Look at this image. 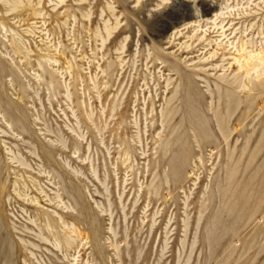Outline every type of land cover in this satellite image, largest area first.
I'll list each match as a JSON object with an SVG mask.
<instances>
[{"label":"rangeland","instance_id":"obj_1","mask_svg":"<svg viewBox=\"0 0 264 264\" xmlns=\"http://www.w3.org/2000/svg\"><path fill=\"white\" fill-rule=\"evenodd\" d=\"M198 1L0 0V264H264V0Z\"/></svg>","mask_w":264,"mask_h":264},{"label":"bare ground","instance_id":"obj_2","mask_svg":"<svg viewBox=\"0 0 264 264\" xmlns=\"http://www.w3.org/2000/svg\"><path fill=\"white\" fill-rule=\"evenodd\" d=\"M31 2V1H30ZM59 2H60V4H62L63 3V0H59ZM199 2V4L201 5V6H203L205 9H208V11L210 12V11H212V10H214V8H215V6H213L212 4H206L205 5V3H204V1L203 0H199L198 1ZM208 2V1H207ZM214 2V1H213ZM199 5V6H200ZM145 6V5H144ZM147 7V6H146ZM216 9V8H215ZM14 10H15V8H14ZM142 11V10H141ZM207 11V10H206ZM36 12V11H35ZM144 12V11H143ZM150 13V12H149ZM35 14V13H34ZM42 14V13H41ZM218 14V13H217ZM192 9L190 8V6L187 4V2H186V0H173V2H172V4L170 5V6H166V7H164L163 8V11L161 12V13H153L152 14V16H153V21L155 22V23H157V24H163V25H166L167 23L165 22V20L164 19H183V20H185V19H189V18H191L192 19ZM219 15V14H218ZM36 15H34V17H35ZM68 18V17H67ZM182 20V21H183ZM168 22V21H167ZM148 24V23H147ZM150 25V24H149ZM155 26V25H154ZM175 29V28H174ZM108 33H109V31H108ZM96 35V34H95ZM124 49V48H123ZM66 53V52H65ZM64 53V54H65ZM262 53H264V51L262 52ZM66 55V54H65ZM253 59H254V56H252V54L250 53L249 54V56H248V60H247V62L248 63H246V64H249V62L251 63H253L254 61H253ZM246 60V59H245ZM54 62V61H53ZM55 62H57V61H55ZM239 62H240V60H239ZM246 62V61H245ZM48 63H49V60H48ZM252 65V64H251ZM255 65V64H254ZM250 66V65H249ZM254 67V66H253ZM256 69V68H255ZM248 76V75H247ZM52 77V76H51ZM264 87V86H263ZM243 89V88H242ZM82 197V196H81ZM55 214V213H54ZM59 216V215H58ZM57 216V217H58ZM71 216V215H70ZM52 217V216H51ZM56 217V216H55ZM56 217V218H57ZM63 217V216H62ZM62 217H60L59 216V221L58 220H56V219H54V218H52V224L56 227V226H58L59 225V222L61 223L62 222V224H63V227H64V229H66V231H67V234H70V233H73V234H76L77 236H78V238H79V236L81 235L80 234V232L79 231H77L76 229H75V226H73V225H69L66 221H65V219L64 218H62ZM58 219V218H57ZM33 222V221H32ZM47 225V224H46ZM63 229V228H62ZM82 236V235H81ZM57 238V237H56ZM66 239H67V237H66ZM81 239H82V237H81ZM84 239V238H83ZM69 241V240H68ZM67 241V242H68ZM69 244V243H68ZM57 248V247H56Z\"/></svg>","mask_w":264,"mask_h":264}]
</instances>
